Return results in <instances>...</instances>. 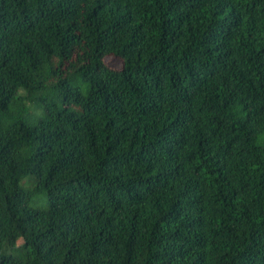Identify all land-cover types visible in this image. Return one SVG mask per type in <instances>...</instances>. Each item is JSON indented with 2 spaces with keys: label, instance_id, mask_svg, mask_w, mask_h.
I'll return each instance as SVG.
<instances>
[{
  "label": "trees",
  "instance_id": "16d2710c",
  "mask_svg": "<svg viewBox=\"0 0 264 264\" xmlns=\"http://www.w3.org/2000/svg\"><path fill=\"white\" fill-rule=\"evenodd\" d=\"M0 264H264V0H0Z\"/></svg>",
  "mask_w": 264,
  "mask_h": 264
},
{
  "label": "rangeland",
  "instance_id": "374dc122",
  "mask_svg": "<svg viewBox=\"0 0 264 264\" xmlns=\"http://www.w3.org/2000/svg\"><path fill=\"white\" fill-rule=\"evenodd\" d=\"M105 61L109 66H111L113 68H121L122 67V60L116 56L108 55V56H106ZM41 112H42V107H41L40 103L35 102L31 106V116L29 117V120H32L33 117L37 116V114H39ZM24 181L25 182L27 181V177L24 179ZM25 185L27 186L26 183H25ZM42 196L43 197H41V199L38 200L37 204L46 206L48 203L47 196L45 194ZM12 252H15V251L13 250Z\"/></svg>",
  "mask_w": 264,
  "mask_h": 264
}]
</instances>
